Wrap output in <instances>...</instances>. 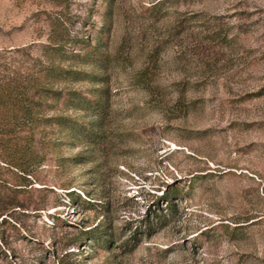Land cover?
<instances>
[{"label": "rangeland", "instance_id": "obj_1", "mask_svg": "<svg viewBox=\"0 0 264 264\" xmlns=\"http://www.w3.org/2000/svg\"><path fill=\"white\" fill-rule=\"evenodd\" d=\"M56 32L72 54L86 41L107 57L104 70L57 62L101 84L55 86L100 91L107 114L58 105L100 138L57 135L21 206L0 213V264H264V0H0L16 67L45 61Z\"/></svg>", "mask_w": 264, "mask_h": 264}, {"label": "trees", "instance_id": "obj_2", "mask_svg": "<svg viewBox=\"0 0 264 264\" xmlns=\"http://www.w3.org/2000/svg\"><path fill=\"white\" fill-rule=\"evenodd\" d=\"M73 42L74 39L65 33L55 34L50 43L43 45L45 61L28 57L29 62L23 68L16 67L0 52V167L14 169L11 170L12 176L21 183L9 184L0 172V191L6 189L10 196L13 195L3 197L2 194L0 213L21 206L22 203L16 201L15 196L26 193L24 190L31 186L30 182L34 180L37 169L49 160L46 158L48 152L62 144L63 141L57 135L69 133L85 145L97 144L100 138L97 129L100 123L85 124L54 114L59 104L91 112L98 117L99 122L107 114V106L101 100L100 91L93 92L92 98H88L79 92L55 87L67 81L102 83V77L57 65L60 60H76L81 65L105 69L107 57L87 45L86 41H80L81 50H85L83 55L72 54L67 45ZM77 199L82 200L79 195ZM166 199L171 202V195L166 196ZM164 219L155 215V221L147 220L144 223L147 232L163 225ZM86 234L93 242L102 239L108 244L111 240L101 235L100 230L87 231ZM139 240L137 233H134L124 244L128 250L133 251Z\"/></svg>", "mask_w": 264, "mask_h": 264}]
</instances>
